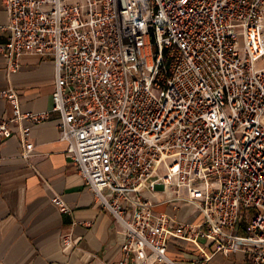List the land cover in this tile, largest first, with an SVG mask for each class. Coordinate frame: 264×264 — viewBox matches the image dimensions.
I'll use <instances>...</instances> for the list:
<instances>
[{
    "label": "built area",
    "instance_id": "2783aa9c",
    "mask_svg": "<svg viewBox=\"0 0 264 264\" xmlns=\"http://www.w3.org/2000/svg\"><path fill=\"white\" fill-rule=\"evenodd\" d=\"M2 1L8 74L24 54L53 61L59 139L125 234L112 264H203L200 239L264 264V0ZM0 98L12 108L0 152L16 124L28 159L49 110L22 111L12 87ZM173 202L191 205V219L157 208ZM169 238L204 258L172 260Z\"/></svg>",
    "mask_w": 264,
    "mask_h": 264
},
{
    "label": "crops",
    "instance_id": "0c3cea01",
    "mask_svg": "<svg viewBox=\"0 0 264 264\" xmlns=\"http://www.w3.org/2000/svg\"><path fill=\"white\" fill-rule=\"evenodd\" d=\"M7 11L0 0V23L7 22ZM0 31V43L7 41ZM6 59L0 54V88L12 87L19 95L22 111L49 110L47 117L32 126L29 140L33 155L25 159L16 124L12 135L2 142L0 152V264H112L122 258L125 234L111 212L94 198L66 154L67 143L59 139L58 112L52 111L54 67L49 58L24 54L17 72L8 74ZM51 109V110H50ZM9 101L0 98V120L10 118ZM61 196L72 208L58 210L53 195ZM161 200L160 192L147 194ZM158 210L178 220H190L191 205L173 202L160 204ZM243 232V229H240ZM70 234L71 245L63 243ZM167 255L178 262L203 259L190 241L169 238ZM204 252L211 254L203 264H245L246 254L235 250L228 255L214 244L199 240Z\"/></svg>",
    "mask_w": 264,
    "mask_h": 264
}]
</instances>
